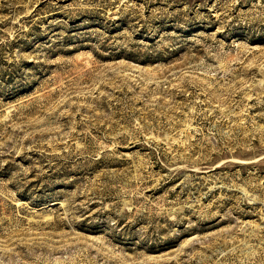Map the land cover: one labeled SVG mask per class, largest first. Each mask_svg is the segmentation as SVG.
I'll use <instances>...</instances> for the list:
<instances>
[{"label": "rangeland", "instance_id": "1", "mask_svg": "<svg viewBox=\"0 0 264 264\" xmlns=\"http://www.w3.org/2000/svg\"><path fill=\"white\" fill-rule=\"evenodd\" d=\"M0 264H264V0H0Z\"/></svg>", "mask_w": 264, "mask_h": 264}]
</instances>
